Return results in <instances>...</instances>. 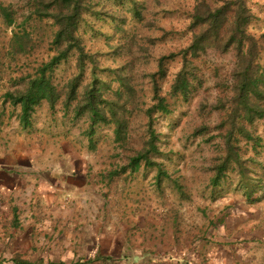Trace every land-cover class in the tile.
Here are the masks:
<instances>
[{
	"label": "rangeland",
	"instance_id": "rangeland-1",
	"mask_svg": "<svg viewBox=\"0 0 264 264\" xmlns=\"http://www.w3.org/2000/svg\"><path fill=\"white\" fill-rule=\"evenodd\" d=\"M52 1L0 0L12 20L9 23L0 11V152L20 146L41 151L34 167L42 171L57 158L56 146H66L69 152L62 158L72 163L73 171L75 163L83 162L91 178L88 197L97 205L98 199L104 202L107 218L118 214L124 221L120 226L125 243L140 257L167 260L190 241L205 239L225 217L241 212V201L249 207V224L259 221L256 226L264 229V116L243 122L260 138L256 146L242 137L237 141L244 177L231 163L218 185L211 183L213 166L226 155L228 127L220 123L229 109L225 99L233 94L235 51L208 48L191 59L196 78L187 94H169L182 67L181 54L192 41V15L200 0H84L76 36L87 57L79 66L78 52L71 50L52 67L50 79L60 97L53 106L42 100L23 126L20 106L12 105L5 93L23 89L28 75L56 54ZM222 1L206 0L213 7ZM246 6L253 16L246 29L258 41L257 62L264 72V0H246ZM161 59L164 76L155 79L171 111L151 118L158 151L149 153V159L157 165L142 161L130 170V157L149 140L145 110L153 102V75ZM95 77L105 84L103 95L122 106L120 140L113 124L91 130L88 113L75 115L76 104ZM71 82L76 98L66 103ZM245 181L247 190L242 187Z\"/></svg>",
	"mask_w": 264,
	"mask_h": 264
},
{
	"label": "crops",
	"instance_id": "crops-1",
	"mask_svg": "<svg viewBox=\"0 0 264 264\" xmlns=\"http://www.w3.org/2000/svg\"><path fill=\"white\" fill-rule=\"evenodd\" d=\"M56 148L57 158L42 171L34 167L41 151L0 152V264H264V229L259 221L249 224L244 201L212 235L167 260L140 257L125 243L118 214L107 218L104 202L88 197L91 178L83 162H74L73 171L61 156L69 149Z\"/></svg>",
	"mask_w": 264,
	"mask_h": 264
},
{
	"label": "trees",
	"instance_id": "trees-1",
	"mask_svg": "<svg viewBox=\"0 0 264 264\" xmlns=\"http://www.w3.org/2000/svg\"><path fill=\"white\" fill-rule=\"evenodd\" d=\"M54 12L51 13L58 29L54 35L53 44L56 45V54L47 62L42 64L33 74L28 75L27 84L21 90L7 91L6 99L12 105L20 106L18 120L21 125L27 126L34 108L42 101L46 100L53 106L60 97L56 86L51 82L49 71L61 59L65 58L71 50L78 52V65H82L87 54L80 44V39L76 36L78 21L84 0H53ZM46 8V6H45ZM3 16L12 22L8 10L0 6ZM252 14L246 6V0H223L222 4L213 7L206 0L197 2L192 15L191 29H193L192 41L181 54L182 67L177 72L169 94L171 96H185L191 82L196 78L192 60L197 58L208 48H217L224 52L229 49L235 51V65L232 69V96L225 99L228 105V113L220 123L227 126L224 135L226 155L220 164L213 166L214 175L211 178L212 185H218L222 173L233 164L239 167V174L244 177L243 164L238 150L239 137L247 141L254 142L256 146L259 137L252 135L243 125L252 123L255 119L264 116V72L260 68L257 59L259 45L257 39L247 31V25L252 20ZM19 47L23 48V42H19ZM192 59V60H191ZM162 59L159 68L153 75L152 104L146 108L145 113L149 118V140L145 143L144 150L137 152L130 157L126 167L135 170L144 161L147 165H157L149 159V153H156L157 147L154 143L155 132L151 126V118L154 113H169L170 104L165 96L160 93L156 82V75L164 76ZM100 81L95 77L81 95L75 106V115L88 113L90 129L98 124H113L114 133L117 140L121 139V132L124 122L119 115L122 106L116 101L109 100L103 95ZM76 98L75 88L70 84L66 96V103ZM242 187L248 189L246 181Z\"/></svg>",
	"mask_w": 264,
	"mask_h": 264
}]
</instances>
